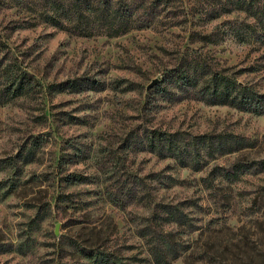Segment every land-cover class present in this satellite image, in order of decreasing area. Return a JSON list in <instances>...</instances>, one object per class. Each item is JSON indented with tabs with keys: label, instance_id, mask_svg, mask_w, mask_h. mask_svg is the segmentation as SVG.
I'll use <instances>...</instances> for the list:
<instances>
[{
	"label": "rangeland",
	"instance_id": "rangeland-1",
	"mask_svg": "<svg viewBox=\"0 0 264 264\" xmlns=\"http://www.w3.org/2000/svg\"><path fill=\"white\" fill-rule=\"evenodd\" d=\"M182 1L188 25L114 38L76 37L44 24L15 29L20 13L0 7L8 56L0 72L14 60L41 84L0 104V243H37L34 255L5 250L0 264H75L72 239L95 235L114 247L135 245L130 255L142 252L145 264H157L149 253L158 238L160 250L175 245L166 264H264V113L199 95L147 102L165 69L193 48L264 93V40L242 43L236 26L224 25L235 13L207 16L225 0ZM194 28L213 30L217 43H191ZM90 77L101 85L74 83ZM147 128L175 134L184 151L177 158L144 151ZM234 135L245 142H221ZM34 142H41L37 161L23 163L17 155ZM69 174L76 185L64 180ZM64 192L79 212L64 209ZM164 205H178L183 224L166 220Z\"/></svg>",
	"mask_w": 264,
	"mask_h": 264
},
{
	"label": "trees",
	"instance_id": "trees-1",
	"mask_svg": "<svg viewBox=\"0 0 264 264\" xmlns=\"http://www.w3.org/2000/svg\"><path fill=\"white\" fill-rule=\"evenodd\" d=\"M182 2V0H2L0 7H10V9L20 13L19 16L21 18L14 22L12 21L15 24V29L37 28L44 24L76 37L114 38L134 30L160 29V27L173 28L182 24L188 25L190 14L183 7ZM232 13H235L236 16L231 20H226L224 23L227 22V24L224 25L236 26L235 30L242 43L248 44L251 41L256 43L264 40V0H225L218 9L212 8L208 10L207 16L212 19H218ZM213 36V30L194 28L191 43H203L210 46L217 43ZM2 38L3 34L0 31V67L8 59V56L2 55L4 52L1 47ZM251 68H247V71L250 72V69L251 72L256 71V68ZM32 79L29 72L20 63L17 66H15L14 60L7 63V67L0 72V86L2 85L0 94L7 91L8 96H0V104H7L12 99L25 96L34 89L35 83L40 84L35 77V82ZM74 83L78 87H80L79 84H91V89L101 85L100 81L91 77L86 79L85 82L77 79ZM64 85L65 83L61 86ZM72 85L71 83L68 86L72 87ZM77 90L80 91L79 88ZM151 91L153 93L147 94V102H152V99L165 100L173 98L171 96L186 95V97H194L199 95L201 99L229 105L242 111L253 112L258 115L264 113V93L259 88L250 82L240 80L239 76L233 72L229 73L227 70L218 69L214 63L209 61L202 53L196 51L195 48L183 55L178 66L174 68L167 67L163 79ZM225 138L221 142H245V140L238 139L235 135L230 137L232 139ZM38 143L34 142L28 148L21 149L17 157L21 158L23 163H35L38 151L41 148ZM140 146L144 151L148 150L157 155H167L175 158L184 151L175 134L157 128L146 129L145 137ZM131 147L133 146L131 145ZM71 175L64 176V180L68 181V185H76L78 182L74 179L72 180ZM60 196H64V209L70 210L73 208L74 212H79L77 210L78 207L70 206L66 203V197L70 199L66 192L60 194ZM86 202L88 203V201ZM166 207L168 206L164 205L163 210L166 220H181L179 216L181 217L185 213L181 211V213L177 214L176 210H180L178 205H174V209L171 210ZM36 215L42 214L38 211ZM89 218L91 216L82 218L81 223H84V220ZM181 221L183 224V220ZM95 237L97 235L92 240L87 237L81 241L72 239V244L70 245L74 247L72 259L75 264L80 261L82 262L79 264H114L115 261L112 262L111 259L123 256L125 258H135L131 264H145L149 260V258L142 255V252L130 255L129 250L135 245L129 244L127 246L119 245L114 247L112 239L104 240L99 238V235L97 238ZM100 240L105 242L102 244ZM65 241H67L66 238H64V245H66ZM166 241L167 239L165 238L164 242ZM162 242L158 238L156 242L151 244L153 247L150 248V258L157 264H166L165 256L169 254L175 255V249L173 248L175 245L167 242L168 248L160 250L158 244ZM36 244L34 247V243L29 244L22 240L19 242L14 240L12 242H2L0 243V254L5 253V250L12 249L17 254H24L27 251L28 254L34 255V249L36 250L37 248ZM51 245L53 246V243ZM55 246H59V244L55 242ZM121 247H125L127 255H123L121 251H118ZM16 264H19V262H16Z\"/></svg>",
	"mask_w": 264,
	"mask_h": 264
},
{
	"label": "water",
	"instance_id": "water-1",
	"mask_svg": "<svg viewBox=\"0 0 264 264\" xmlns=\"http://www.w3.org/2000/svg\"><path fill=\"white\" fill-rule=\"evenodd\" d=\"M158 83V80L157 79H155L151 84H150V86L149 87H151V86H153V85H155V84H157Z\"/></svg>",
	"mask_w": 264,
	"mask_h": 264
}]
</instances>
